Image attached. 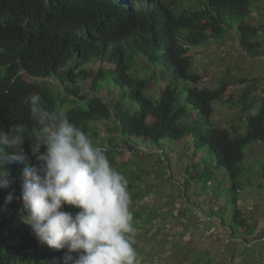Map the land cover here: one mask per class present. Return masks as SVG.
<instances>
[{"label": "trees", "instance_id": "trees-1", "mask_svg": "<svg viewBox=\"0 0 264 264\" xmlns=\"http://www.w3.org/2000/svg\"><path fill=\"white\" fill-rule=\"evenodd\" d=\"M257 1L0 0V128L7 130L10 125L23 123L38 133L25 98L29 93H39L49 109L66 114L90 135L94 146L105 150L111 165L128 180L130 208L151 191L150 185L142 189L138 183L143 168L131 167L136 158L147 156L139 147L141 143L158 147V160L168 168L169 151L180 157L183 153L179 148L185 145L193 148L192 157L203 151L199 161L184 168L182 188L180 180L173 185L180 188L181 196L186 194L190 206L195 205L188 196L190 187L213 189L224 197V204L220 210H211V215L224 221V213L229 214L224 209L234 206V212L227 216L229 246L241 239L246 252L263 247L264 228L259 235L247 237L257 226L241 217L236 192L240 189L246 148L264 144V95L253 102L257 101L256 113L242 118L246 128L243 132L232 133L217 125L212 120L214 103L226 100L228 84L224 81L215 88L201 86L202 76L194 70L190 54L191 48L221 40L234 31L247 55H264L259 41L263 26L245 22ZM97 63L100 66L95 68ZM88 82L89 90L84 92ZM109 85L112 95L105 99L98 91ZM251 85L240 102L255 93ZM102 123L107 137L98 129ZM23 146L36 164L31 141L25 138ZM11 151L5 148L6 153ZM119 154L125 157L121 163L117 162ZM5 167L14 183L0 189V264H63L66 250L39 244L21 220L16 229L19 241L11 235V225L22 203L14 199L5 204L4 197L13 189L19 197L23 165L13 162ZM151 167L161 175L167 174L171 181L170 172H164L159 163ZM216 170L227 173L231 182L217 181ZM260 175L264 178V164ZM69 207L73 214L79 211L71 205H64V210ZM184 213L185 209L179 215ZM168 214H157L155 208L137 209L133 223L136 228L151 225ZM203 252L192 249L191 264H199ZM208 259L214 261L212 256Z\"/></svg>", "mask_w": 264, "mask_h": 264}, {"label": "rangeland", "instance_id": "rangeland-1", "mask_svg": "<svg viewBox=\"0 0 264 264\" xmlns=\"http://www.w3.org/2000/svg\"><path fill=\"white\" fill-rule=\"evenodd\" d=\"M248 20L252 24L262 25L264 30V0L256 2L250 18L245 22ZM259 38L264 48V32ZM190 54L193 58L194 70L202 76L201 86L215 88L224 81L228 84L225 92L226 100L214 103L213 122L228 128L232 133L243 132L246 128L242 118L247 117L251 112L256 113L257 101L253 102L264 95V55L255 58L247 55L234 31H230L221 40H213L191 48ZM143 64L144 61H141L139 67L142 68ZM98 66H100L98 63L94 64L95 68ZM240 79L248 81L242 82ZM250 84L255 93L252 95L249 93L248 98H250L246 102H240V98ZM54 86L58 87L56 83ZM89 87L90 82L83 86L84 92H87ZM98 93L109 99L112 95V86L100 89ZM252 103L253 106L249 108ZM98 129L102 136H108L104 123L99 124ZM187 142H190L189 138ZM180 144L184 145V142ZM139 147L147 156L143 159L136 158L133 161L136 164L131 163V167L135 170L138 167L143 168L144 171L138 175H142L141 182L138 183L142 189H145L146 184L150 185L151 191L148 196L137 201L130 210L149 211L155 208L157 214L169 213L164 220L158 218L151 225L137 228L134 247L138 253L139 264H191L192 249L204 250L199 264H264V246H257L252 252H246L245 243L241 239L237 240L240 243L229 246L230 230L227 221L230 218L227 216L230 217V213L234 212V206L228 211L224 209V212L229 213H224L226 218L224 221L217 215H211V210L223 208V196H219L211 188L205 187L202 190L199 185H193L188 190V196L195 205L190 206L186 194L181 196L180 188L173 185L180 180L182 188L186 174L184 168L199 161L204 154L203 151L195 157H192L191 146L185 145L179 148L183 157H180L179 153L169 151L171 166L168 168L164 162L158 160L161 154L158 147L149 143L144 145L141 143ZM183 148L186 149L183 151ZM246 149L247 156L241 164L242 171L239 176L240 189L236 194L241 217L251 225L257 226L253 233L247 234L248 238H253L264 228V178L260 175L261 165L264 164V144H253ZM124 159L123 154L117 155L118 163ZM161 159L164 157L161 156ZM154 163L155 165L159 163L164 172H170V182L167 174L161 175L156 172V166L155 169L151 167ZM201 168L202 165L199 169ZM223 170L215 171L217 181L230 183V176ZM20 209L17 211L15 222L11 225L13 229L11 235L17 238V242L19 238L16 229L20 227L21 216L26 215ZM184 209V215L180 216V211ZM72 210L73 208L69 207L68 211ZM206 251L210 253L207 254ZM209 256L214 258L212 263L208 262Z\"/></svg>", "mask_w": 264, "mask_h": 264}, {"label": "clouds", "instance_id": "clouds-1", "mask_svg": "<svg viewBox=\"0 0 264 264\" xmlns=\"http://www.w3.org/2000/svg\"><path fill=\"white\" fill-rule=\"evenodd\" d=\"M25 102L39 132L23 123L0 128V189L14 183L5 165H23L20 195L8 191L5 204L22 203V222L39 244L66 250L63 264H139L126 177L82 127L49 109L39 93H29ZM25 138L36 164L25 152ZM64 205L79 211H65Z\"/></svg>", "mask_w": 264, "mask_h": 264}]
</instances>
